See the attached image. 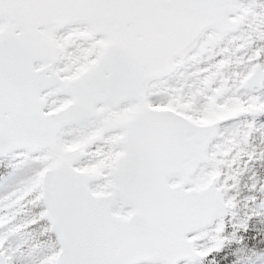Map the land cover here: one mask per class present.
I'll use <instances>...</instances> for the list:
<instances>
[{
    "label": "snow or ice",
    "instance_id": "1",
    "mask_svg": "<svg viewBox=\"0 0 264 264\" xmlns=\"http://www.w3.org/2000/svg\"><path fill=\"white\" fill-rule=\"evenodd\" d=\"M0 264H264V0H0Z\"/></svg>",
    "mask_w": 264,
    "mask_h": 264
}]
</instances>
